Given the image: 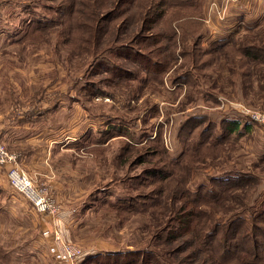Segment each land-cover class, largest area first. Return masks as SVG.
Returning <instances> with one entry per match:
<instances>
[{
	"label": "rangeland",
	"instance_id": "1",
	"mask_svg": "<svg viewBox=\"0 0 264 264\" xmlns=\"http://www.w3.org/2000/svg\"><path fill=\"white\" fill-rule=\"evenodd\" d=\"M173 1L0 0V132L37 123L23 143L2 134L8 168L60 207L38 214L0 166V264H60L57 233L83 249L77 264L264 254V122L251 117L264 115V4L230 5L256 10L253 25L207 42L211 2Z\"/></svg>",
	"mask_w": 264,
	"mask_h": 264
},
{
	"label": "built area",
	"instance_id": "2",
	"mask_svg": "<svg viewBox=\"0 0 264 264\" xmlns=\"http://www.w3.org/2000/svg\"><path fill=\"white\" fill-rule=\"evenodd\" d=\"M225 1V6L221 12L224 16L223 18H225L229 6L236 4L239 0ZM250 113L251 110L248 109L246 111V114ZM251 115L254 121L264 122V115H261L259 113H251ZM1 137L2 134L0 132V166L7 167L11 187H13L17 192L24 195L38 214L43 216L57 215L60 212V207L58 206L55 199L46 196L47 189L45 187H42L41 192L35 191L32 187L31 180L25 174L21 175L13 168H8V166H10L13 161L16 160V157L8 152L2 142ZM56 239L57 241L55 242L54 247H51V252L60 264H77L79 260H82L85 257L82 248L63 239L60 233L56 234Z\"/></svg>",
	"mask_w": 264,
	"mask_h": 264
},
{
	"label": "crops",
	"instance_id": "3",
	"mask_svg": "<svg viewBox=\"0 0 264 264\" xmlns=\"http://www.w3.org/2000/svg\"><path fill=\"white\" fill-rule=\"evenodd\" d=\"M211 3V5L209 6V8H206V21L209 20L212 21L211 24L209 23L208 27V32L206 33L205 40L207 42H212V41H217V40H225L228 39V36H230L231 34L238 32L239 30V26L241 24H252V22H254L255 19V12H257L254 9L248 8L245 5H242L241 7L238 8H232V6L229 7L227 14L229 13V11L231 9H234V11L231 12V14L229 15L230 17H228L225 21H220L218 20V15L219 13H221V11L223 10L224 6H225V0H209ZM259 4L258 6L260 7L262 4H264V0H258ZM258 10V9H257ZM257 17V16H256ZM241 22V23H240ZM253 25V24H252ZM243 29V27H242ZM250 29V28H248ZM212 32V36L209 35V33ZM24 118L21 117V120H23ZM21 120H19L20 124H17L18 127L14 128L11 130V127L9 128H5L3 129L2 134L4 133V140L7 142H20L23 143L26 139H31V137L29 138V135H27V133L24 132L25 129H31V131H35L37 128L35 127V123L36 120H29L28 121H23L20 122ZM53 119H49L44 123H48V125L46 127H52V123L55 126L54 129L62 126L59 125L53 121H51ZM26 122V123H25ZM239 123V122H238ZM250 124L246 123L245 125L243 123L240 122V126H243L245 128V130H249L250 129ZM40 127H42L41 125H39ZM71 128V127H69ZM78 129V128H77ZM71 130V129H70ZM72 131V130H71ZM76 134V138H78V132L79 131H75ZM69 140L68 142L71 143L73 142V139L71 137H68ZM55 222H58V220L56 221V219L54 218ZM53 220V221H54ZM45 223V222H44ZM46 225H48L47 223H45Z\"/></svg>",
	"mask_w": 264,
	"mask_h": 264
},
{
	"label": "trees",
	"instance_id": "4",
	"mask_svg": "<svg viewBox=\"0 0 264 264\" xmlns=\"http://www.w3.org/2000/svg\"><path fill=\"white\" fill-rule=\"evenodd\" d=\"M160 4V3H159ZM194 4V1L193 0H174L173 2H172V7H175V8H181V7H184V6H189V5H193ZM150 8H151V6H150ZM98 19H100V18H98L97 16H96V14H94L93 15V19H90V21L91 22H93V21H95V20H98ZM98 22H101L100 20H98ZM97 25H98V23H97ZM99 26V25H98ZM98 26H97V30H96V32L98 31V41H95L94 42V45L95 46H97L98 47V49H103L105 46H108L110 43H109V41L107 42V41H104L105 39H106V37L104 36L105 34V30H103V28H100V26H99V29H98ZM100 41H102V42H100ZM107 42V44L106 45H104L105 43ZM103 45H104V47H103ZM124 45H126V42H121V48H122V46H124ZM123 49V48H122ZM127 49H129L128 47L127 48H125L124 50H127ZM150 63H152V62H150ZM135 79V78H134ZM240 123V122H239ZM238 122H233V123H228V124H230V128H228V129H230L232 132L234 131V130H237L238 129V127H239V124ZM232 124V125H231ZM177 214H180L179 212L177 213ZM179 218V217H178ZM187 223V222H186ZM257 226L258 225H256V228L255 229H257ZM251 229H254V226H253V228L251 227ZM235 230L236 231H239V230H242V232H245L244 234L247 236L246 237V239L247 240H249L251 243H253V245H256V237H254V236H256V233H254V232H250L249 230H250V228H246L244 225H241V226H239V227H235ZM215 233V232H214ZM220 233V232H219ZM211 236H214L215 238L216 237H218V233H215V234H210ZM229 235H230V233L229 232H227L226 233V235H222L223 237H224V239H225V241H226V237H229ZM233 234H231V236H232ZM175 238V237H174ZM173 238V236L170 238V239H174ZM234 239H236L237 238V235H235L234 237H233ZM243 237H241L240 239H242ZM206 240V239H205ZM211 242H212V239H209L208 240V242H206V241H203V239H202V246L204 245L205 247H206V249H207V247H210L211 245H213V244H211ZM220 242H221V239H220ZM230 242V241H229ZM227 243V242H226ZM228 244V243H227ZM218 245V244H217ZM203 246V247H204ZM213 247H217V246H215V245H213ZM213 247H212V249H213ZM254 248L256 249V246H254ZM144 254H151V252H143ZM205 254H208V253H205ZM101 255V254H100ZM107 255V254H106ZM105 256V255H104ZM109 256V255H108ZM219 256V257H218ZM99 257H101V256H99V255H96V256H92V257H86V259H85V262L86 261H92V262H96L95 260H97ZM217 257V264H231L232 262L233 263H237V262H240L242 259H247L246 257H244V256H241V255H235L234 257H232V255L230 254V253H225L224 255H220L219 253H218V255L216 256ZM206 259H213L212 257L211 258H207V257H202V260H205V261H207ZM247 262V261H246ZM252 262V264H262V262L264 263V254L262 255V254H255V256H254V259L253 260H251L250 261V259H249V264ZM98 263V262H97ZM232 263V264H233ZM245 263V262H244ZM243 263V264H244Z\"/></svg>",
	"mask_w": 264,
	"mask_h": 264
}]
</instances>
